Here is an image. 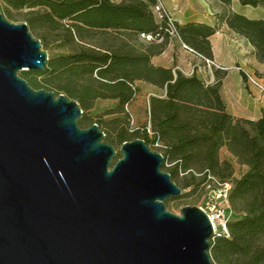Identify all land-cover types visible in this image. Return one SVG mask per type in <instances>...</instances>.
Returning <instances> with one entry per match:
<instances>
[{
	"label": "water",
	"instance_id": "95a60500",
	"mask_svg": "<svg viewBox=\"0 0 264 264\" xmlns=\"http://www.w3.org/2000/svg\"><path fill=\"white\" fill-rule=\"evenodd\" d=\"M48 54L0 11V264H213L200 207L164 202L181 189L137 138L121 157L78 103L31 87Z\"/></svg>",
	"mask_w": 264,
	"mask_h": 264
},
{
	"label": "trees",
	"instance_id": "16d2710c",
	"mask_svg": "<svg viewBox=\"0 0 264 264\" xmlns=\"http://www.w3.org/2000/svg\"><path fill=\"white\" fill-rule=\"evenodd\" d=\"M238 1L264 7V0ZM3 2V16L11 18L17 12L42 49L49 42L64 49L59 55L48 54L43 72L22 71L20 76L35 89L56 90L52 91L55 95L64 94L78 103L82 112L79 127L95 123L105 143L114 147L137 138L144 140L151 150L162 154L161 169L181 189L179 199L193 194L208 177L232 182L228 193L233 212L229 236L210 241L209 257L213 264H264V114L254 121L237 118L225 108L220 82L206 85L196 75L185 76L150 63L151 56L161 48L154 41L170 37L165 32L166 21L158 22L154 17L156 0ZM226 19L228 27L255 48L257 62L264 64V18L231 14ZM174 27L186 48L211 58L210 26L174 22ZM141 34L157 39L147 44ZM259 75L264 77V71ZM136 81L162 91L148 101L151 139L147 124L137 131L129 126L125 105L134 97ZM106 99L114 100L115 105L98 114L96 102ZM107 115L111 117L105 119ZM155 139L160 143L158 149L152 146ZM222 148L230 159H221ZM233 162L246 166L237 178L233 177ZM180 170L189 171L180 178L181 184L177 182ZM188 187L192 188L190 194L183 193Z\"/></svg>",
	"mask_w": 264,
	"mask_h": 264
},
{
	"label": "crops",
	"instance_id": "0c3cea01",
	"mask_svg": "<svg viewBox=\"0 0 264 264\" xmlns=\"http://www.w3.org/2000/svg\"><path fill=\"white\" fill-rule=\"evenodd\" d=\"M118 3L120 0H111ZM175 24L199 23L210 26L212 35L208 37L211 58L206 59L196 51L183 47L176 37L164 41H154L160 45V52L150 58L152 65L177 70L185 76L196 75L206 85L220 82L219 93L227 111L237 117L255 120L264 114V103L257 100V92L246 85L242 72L258 76L264 71V64L257 62L255 48L240 34L227 25V17L240 14L246 18L247 12L259 10V18H264V7L242 5L238 0L229 4L219 0H160ZM144 43L149 42L142 40ZM239 69V70H238ZM257 73V74H256Z\"/></svg>",
	"mask_w": 264,
	"mask_h": 264
},
{
	"label": "rangeland",
	"instance_id": "374dc122",
	"mask_svg": "<svg viewBox=\"0 0 264 264\" xmlns=\"http://www.w3.org/2000/svg\"><path fill=\"white\" fill-rule=\"evenodd\" d=\"M3 6H4V2L3 0H0V11L1 12H2ZM258 11L259 10L248 11L247 15L251 19H260ZM5 18H7L6 15H5ZM7 19L8 21L12 23L21 22L20 16L17 12H15L11 18H7ZM43 50L46 51L47 54H50L52 56L59 55L60 53L64 52V49L58 48V43L56 42L47 43V45L45 46V49ZM252 75L256 77L255 74H252ZM38 80H40V77L38 78ZM261 83L264 85L263 82ZM134 88L136 89V92L134 94L133 99L128 104L125 105V110L128 112L129 118H130L129 126L131 130L137 127L143 128L145 124H147V121H148L147 107H148L149 98L151 97V95H159L162 93L160 89L155 88L151 84L149 85L142 81H136L134 84ZM251 89L252 91L254 90L253 88ZM52 91L56 92V90H52ZM114 105H115V101L111 99L100 100V101L98 100L96 102V112H98V114H102V111L104 109L113 107ZM110 117L111 116L107 115L104 118L107 119ZM114 148L117 151L116 158L120 157V154H119L120 145H115ZM154 148L158 149L157 147H154ZM220 156H221V159H224V160L230 159L231 157L230 154L226 152L225 149L223 148L220 150ZM233 167H234L233 177H236V178L241 176L242 173L246 170V166L244 165L240 166L235 162H233ZM186 175H183V176H186ZM183 176L179 175V179H177L178 183H180V180H181L180 178H182ZM209 184L211 185V182L209 181L203 182L197 187L196 191L193 194H190L192 188L188 187L184 189L183 193H189L190 195L184 197L183 199H179L178 197L169 198L168 200L164 202L166 210L168 212L170 211L171 213L179 215L180 214L179 209L184 207L185 205H191V206H197V207L201 206L207 198L206 197L207 196L206 186Z\"/></svg>",
	"mask_w": 264,
	"mask_h": 264
},
{
	"label": "built area",
	"instance_id": "2783aa9c",
	"mask_svg": "<svg viewBox=\"0 0 264 264\" xmlns=\"http://www.w3.org/2000/svg\"><path fill=\"white\" fill-rule=\"evenodd\" d=\"M153 13L156 21L161 22L163 19L166 21L165 32L171 37H176L174 20H172L169 12L164 6H162L160 0H156L153 8ZM145 41L149 42L151 40L157 39V36L151 35H140ZM184 48L186 46L182 44ZM243 74L245 83L247 86L253 88L257 92V100L264 103V85L261 81L253 76L251 73L239 68ZM238 69V70H239ZM139 127L132 129V131H137ZM146 133L149 138H152L153 132L150 130V126L147 124ZM152 146L160 147V143L157 139L153 142ZM189 171H179V175L183 176L188 174ZM194 176L198 177L200 174L192 172ZM211 185H207V198L205 202L199 206L204 212H206L211 227H213V234L210 241H213L215 237H225L229 236V226L228 223L232 219L233 212L230 209L228 193L232 187V182H221L216 178H207Z\"/></svg>",
	"mask_w": 264,
	"mask_h": 264
}]
</instances>
